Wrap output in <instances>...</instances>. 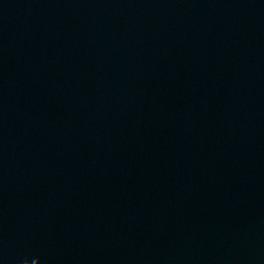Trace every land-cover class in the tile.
I'll list each match as a JSON object with an SVG mask.
<instances>
[{
  "label": "water",
  "instance_id": "water-1",
  "mask_svg": "<svg viewBox=\"0 0 264 264\" xmlns=\"http://www.w3.org/2000/svg\"><path fill=\"white\" fill-rule=\"evenodd\" d=\"M0 264H264V0H0Z\"/></svg>",
  "mask_w": 264,
  "mask_h": 264
}]
</instances>
